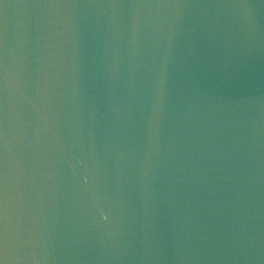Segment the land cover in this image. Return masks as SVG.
<instances>
[{
  "label": "water",
  "instance_id": "water-1",
  "mask_svg": "<svg viewBox=\"0 0 264 264\" xmlns=\"http://www.w3.org/2000/svg\"><path fill=\"white\" fill-rule=\"evenodd\" d=\"M0 264H264V0H0Z\"/></svg>",
  "mask_w": 264,
  "mask_h": 264
}]
</instances>
